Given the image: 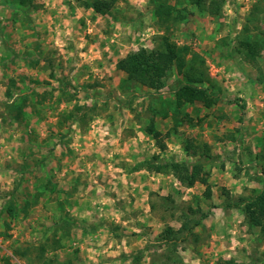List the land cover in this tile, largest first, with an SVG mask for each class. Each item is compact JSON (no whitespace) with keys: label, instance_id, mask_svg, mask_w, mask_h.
<instances>
[{"label":"rangeland","instance_id":"374dc122","mask_svg":"<svg viewBox=\"0 0 264 264\" xmlns=\"http://www.w3.org/2000/svg\"><path fill=\"white\" fill-rule=\"evenodd\" d=\"M90 2L0 0V264H40L43 248L60 264L138 253L139 264H264V236L241 207L264 186V0H223L216 15L168 0L186 13L168 28L155 0H115L105 15ZM165 34L200 54L220 88L211 108L174 105V69L159 89L127 79L120 61ZM245 37L263 40L254 62L239 51ZM197 159L210 190L173 174L163 187L150 168Z\"/></svg>","mask_w":264,"mask_h":264},{"label":"trees","instance_id":"16d2710c","mask_svg":"<svg viewBox=\"0 0 264 264\" xmlns=\"http://www.w3.org/2000/svg\"><path fill=\"white\" fill-rule=\"evenodd\" d=\"M11 6L20 5L25 8L28 0H7ZM168 0H155L156 8L154 10L155 15L158 17V21L169 27V23L177 22L178 20L186 17L180 9H175L171 6ZM223 0H190L191 4L196 5L199 8L207 10L209 14L216 15L220 11L221 3ZM91 7L97 14L105 15L112 13V9L115 4V0H91ZM262 39L245 37L239 42V51L244 53L245 58L254 62L256 57L262 49ZM264 42V41H263ZM120 66L127 74V79L136 82L142 86L150 89H159L163 86L164 76L169 70H176L182 77V81L178 84L174 94V105L178 109H182L187 104L199 103L205 108H211L219 100V90L217 84L212 80L209 72L204 66V61L200 54L193 51L189 45H178L170 40V37L165 34L160 37L159 45L156 48L148 49L146 47H140L137 50L130 51L121 61ZM147 132L151 134L159 143V147L164 150L165 144L160 142L161 132L150 126L147 128ZM193 146L192 140H189L186 144V150L189 151ZM155 172L173 174L181 184L191 187L196 182H200L207 186V190H210V184L208 181L209 172L203 170V163L197 159L190 164L187 161L174 160L169 162H156L150 164ZM27 203L25 204V206ZM242 211L246 219L253 225L257 226L260 233L264 236V186L241 200ZM63 217V218H62ZM57 223H67L68 220L63 215ZM202 223L200 219L195 220L192 226H199ZM186 228L185 224H182L179 230H174L171 227L166 228L160 232L157 236L159 240L158 245H169L176 243V234L182 229ZM192 227L187 228V231H192ZM58 241V240H56ZM58 244V243H57ZM59 246V244H58ZM167 247V246H166ZM22 256L28 254V252H21L16 250ZM162 254L161 259H171L172 254ZM141 255H132V264H139ZM39 260L40 264H56L59 263L57 258H46L45 249L43 248ZM70 260L65 264H71ZM60 264V263H59ZM165 264V262H163Z\"/></svg>","mask_w":264,"mask_h":264},{"label":"crops","instance_id":"0c3cea01","mask_svg":"<svg viewBox=\"0 0 264 264\" xmlns=\"http://www.w3.org/2000/svg\"><path fill=\"white\" fill-rule=\"evenodd\" d=\"M143 171H145V168H137V169H135V171L132 173L133 175H139L138 177L140 178L141 177V175H143L142 173H143ZM157 174V178L159 179V181L161 180V182H162V185L161 186H163V187H165V185H166V182H167V179L170 177V175H168L167 173H159V172H155L154 171V174H153V176H155ZM153 176H150V178H152V179H155ZM149 181L148 182H145V181H139L140 183V186H144V185H146V183L148 184V185H155V183H153V182H151L150 181V179H148Z\"/></svg>","mask_w":264,"mask_h":264},{"label":"built area","instance_id":"2783aa9c","mask_svg":"<svg viewBox=\"0 0 264 264\" xmlns=\"http://www.w3.org/2000/svg\"><path fill=\"white\" fill-rule=\"evenodd\" d=\"M18 264H23V263L19 262Z\"/></svg>","mask_w":264,"mask_h":264}]
</instances>
